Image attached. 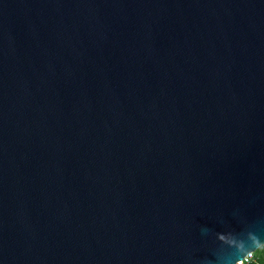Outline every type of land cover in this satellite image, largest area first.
<instances>
[{"label":"water","instance_id":"1","mask_svg":"<svg viewBox=\"0 0 264 264\" xmlns=\"http://www.w3.org/2000/svg\"><path fill=\"white\" fill-rule=\"evenodd\" d=\"M261 247L264 0H0V264Z\"/></svg>","mask_w":264,"mask_h":264},{"label":"trees","instance_id":"2","mask_svg":"<svg viewBox=\"0 0 264 264\" xmlns=\"http://www.w3.org/2000/svg\"><path fill=\"white\" fill-rule=\"evenodd\" d=\"M260 252L253 253V259L246 264H264V248L261 247Z\"/></svg>","mask_w":264,"mask_h":264},{"label":"built area","instance_id":"3","mask_svg":"<svg viewBox=\"0 0 264 264\" xmlns=\"http://www.w3.org/2000/svg\"><path fill=\"white\" fill-rule=\"evenodd\" d=\"M253 253H248L242 261L238 262V264H246V263H249L252 259H253Z\"/></svg>","mask_w":264,"mask_h":264},{"label":"clouds","instance_id":"4","mask_svg":"<svg viewBox=\"0 0 264 264\" xmlns=\"http://www.w3.org/2000/svg\"><path fill=\"white\" fill-rule=\"evenodd\" d=\"M238 259H239V260H243V257H239Z\"/></svg>","mask_w":264,"mask_h":264},{"label":"rangeland","instance_id":"5","mask_svg":"<svg viewBox=\"0 0 264 264\" xmlns=\"http://www.w3.org/2000/svg\"><path fill=\"white\" fill-rule=\"evenodd\" d=\"M261 248H259L257 251H255V252H260L261 250H260Z\"/></svg>","mask_w":264,"mask_h":264}]
</instances>
